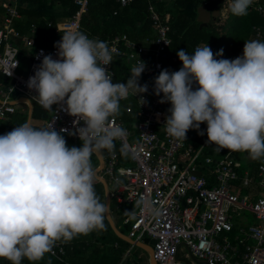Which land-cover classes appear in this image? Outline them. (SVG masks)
Listing matches in <instances>:
<instances>
[{
    "label": "clouds",
    "instance_id": "clouds-1",
    "mask_svg": "<svg viewBox=\"0 0 264 264\" xmlns=\"http://www.w3.org/2000/svg\"><path fill=\"white\" fill-rule=\"evenodd\" d=\"M254 0H230L232 15H248ZM55 47L58 59L44 55L27 82L48 110L66 104L69 115L84 123L74 135L82 146L68 147L65 129L35 128L25 122L0 135V259L37 264L57 242L105 229L111 205L97 194L95 154L115 151V141L126 129L115 124L121 100L147 93L139 83L146 69L139 61L131 67L126 83H113L105 66L113 62L106 41L68 31ZM208 44L193 53L181 49L178 71L163 69L154 80V94L170 103L165 117L166 134L185 141L190 129L203 136L217 151L245 152L254 160L264 159V41H245L243 54L223 59ZM39 58V57H37ZM194 85L198 87L194 88ZM123 154L127 155L125 151ZM119 182V181H117ZM135 208L161 215V209L141 196ZM135 219V209L125 212Z\"/></svg>",
    "mask_w": 264,
    "mask_h": 264
},
{
    "label": "built area",
    "instance_id": "built-area-1",
    "mask_svg": "<svg viewBox=\"0 0 264 264\" xmlns=\"http://www.w3.org/2000/svg\"><path fill=\"white\" fill-rule=\"evenodd\" d=\"M136 0H119L121 7ZM147 3V17L155 27V37L144 42L150 47L136 44L126 34L107 38L114 56H128L133 65L139 59L146 64L142 73L146 77H158L164 69L162 60L166 58L171 45L168 34L170 27L163 22L157 5L167 0H141ZM254 0L251 10L264 18V3ZM76 12L68 18L55 23L58 35L55 45L68 31L83 32L81 19L86 13L89 0H73ZM4 19L0 25V74L7 81L6 90L0 96V135L4 122L15 113L13 96L27 99L43 108L34 97L38 94L27 87V82L42 63L44 55L58 59V50L35 46L33 38L35 27L31 26L27 34L14 28V21L20 18L17 5L5 3ZM86 34V33H85ZM263 29L254 28L255 39H263ZM87 35V34H86ZM39 57V58H37ZM27 63L26 74H21L20 67ZM132 65V66H133ZM113 73V62L105 66ZM137 100L135 115L138 119L134 131L125 127L115 117V124L126 129V136L116 142L127 152V162H123L116 151H106L101 177L112 185L111 199L118 204H136L144 196L161 209V215L153 218L151 213L137 208L135 219L126 217L123 225L128 226V237L142 242L153 241V257L156 264H182L178 261L182 244L186 245V257L205 261L207 264H264V195L251 199L248 194H237L233 185L238 179L239 164L227 154L214 160L204 153V145L199 149L188 146L185 141H178L166 134L163 98L148 90ZM26 103V102H25ZM66 104L53 105L50 118L45 128H54L57 132L74 141H81L74 135L84 123L68 114ZM128 114L133 109H126ZM204 170V172H203ZM200 172V176L195 173ZM252 178L245 177L243 186L252 183ZM119 181V182H117ZM256 183L264 191V159L259 160ZM246 211L256 221L253 225L238 227L239 238L232 239L229 234L234 229V217L231 210ZM251 242L247 245L246 242ZM179 251L177 252V248ZM50 256L58 262L64 261L65 244L57 242Z\"/></svg>",
    "mask_w": 264,
    "mask_h": 264
},
{
    "label": "trees",
    "instance_id": "trees-1",
    "mask_svg": "<svg viewBox=\"0 0 264 264\" xmlns=\"http://www.w3.org/2000/svg\"><path fill=\"white\" fill-rule=\"evenodd\" d=\"M167 2L157 5V10L164 23H168L171 39V45L168 48L169 60L164 63V69L170 72L178 71L182 67L176 53L184 49L190 54L194 52L199 45H206L212 49L213 54L223 49V59H235L240 56L244 43L254 36V28L260 27L264 32V18L254 11L249 10L248 15L237 17L231 14L228 8V15L225 22L220 25L219 20L215 19L206 25L197 21V9L206 0H168ZM13 5L16 3L17 10L24 19L17 28L30 29L35 27L34 41L35 46L40 48L52 49L55 46V40L58 35L55 34V23L59 18L71 17L77 10L73 0H0V17L2 16L3 4ZM147 3L141 0L131 2L125 7H121L119 0H89V6L86 13L81 19L83 32L89 38L105 41L107 38L121 34H126L128 38L136 44L150 47L144 41L151 40L155 34V27L147 17ZM221 8V7H220ZM4 19V14L0 18V23ZM15 23V22H14ZM1 25V24H0ZM264 41V34L263 39ZM172 57L176 58L171 62ZM124 56H114L113 83H126L131 74L126 72V61ZM0 83L3 91L7 88L5 77L0 74ZM141 85L151 86V81L143 78L139 79ZM198 85H194V88ZM129 104V102L127 103ZM126 106V105H125ZM171 107L169 103L165 110ZM122 114V112L120 113ZM50 118L49 113L34 104L32 112V126L35 128H44L43 123ZM121 118L126 126L131 127L130 115L122 114ZM26 114L18 117H12L11 122L4 128L1 127L2 135L10 132L13 128L26 122ZM206 123L200 125V130L204 135H198L197 131L190 129L186 136L188 146L198 149L208 139L206 133ZM68 147H81L82 142L75 143L69 136L63 135ZM115 148L122 154L120 147L115 143ZM208 154L211 156H224L228 150L217 151L216 146H208ZM207 154V155H208ZM96 161V159L94 158ZM96 192L104 200L102 186L95 184ZM110 188V186H109ZM249 191V188H246ZM110 211L113 212L115 207L111 203ZM136 210L135 204L125 208L121 214L122 218L125 212ZM121 232L128 234V226L122 227ZM65 244V256L63 262H58L55 258L45 254L44 258L37 264H118L124 255V248L127 244L119 240L111 231L105 220V229L95 230L88 235H80ZM114 243L120 245L115 249ZM0 264H9L8 261L0 259ZM22 264H30L27 259L22 260Z\"/></svg>",
    "mask_w": 264,
    "mask_h": 264
},
{
    "label": "crops",
    "instance_id": "crops-1",
    "mask_svg": "<svg viewBox=\"0 0 264 264\" xmlns=\"http://www.w3.org/2000/svg\"><path fill=\"white\" fill-rule=\"evenodd\" d=\"M209 1H213V0H206L205 2H203V4H201L198 9H197V21L199 23H201L202 25H206L208 24L209 22L215 20V19H218L219 20V24L222 25L226 18H227V15H228V8L226 9V5L224 3V5L222 6V8L224 7V9L222 10V8H219L218 10H214V11H208L206 8H205V4ZM226 2H229V5H230V1H226ZM261 3H264V0H261L260 1ZM167 3L168 5L170 4V2L167 0ZM5 4V3H4ZM3 4V6H4ZM1 8V7H0ZM18 8V7H17ZM249 10H251V8H249ZM252 11V10H251ZM4 14V8H3V11H2V16ZM20 15V18L19 19H16L14 22V28L18 31H20L22 34H27L28 33V29H23L21 31V29L17 28V25H19L20 23L23 22V18L21 17V14L19 13ZM1 16V17H2ZM0 17V18H1ZM68 18V17H67ZM62 19H65V18H59L57 19V21L59 20H62ZM56 21V22H57ZM164 22V21H163ZM1 24V23H0ZM168 25V23H167ZM155 34H156V31H155ZM155 34L154 36L152 37V39L155 37ZM34 38V36H33ZM151 39V40H152ZM252 39H255V37L253 36ZM199 46H203V45H199ZM167 56L165 59L162 60V63L164 65V63L166 61L169 60V54H168V49H167V52H166ZM243 54V49L240 53V56H242ZM125 57V61H126V72L128 74H131V67L133 65L132 61L129 60L128 56H124ZM171 62H175L176 61V58L175 57H172L170 59ZM113 73H114V70H113ZM141 76L145 79H148L151 81V86L150 88H148V90H154V80H155V77H146L144 76L143 74H141ZM2 85L0 83V96H1V93L3 91L2 89ZM140 96H137V95H130L127 99L125 100H121L120 101V104H121V111L120 113L122 112V114H126V115H130L131 117V127H128L126 126V123L123 121V119L121 118V115L122 114H119L117 117L119 118L120 121H122V123H124V126L133 130L135 125L137 124L138 122V119L135 115V112H136V109H137V100ZM26 102V103H25ZM129 102V104H127ZM12 103L13 105L15 106V113L13 115L10 116V119L6 122L3 123L2 125V128H4L5 126H8L9 123L11 122V118L12 117H18L20 115H24L26 114V116L28 117V114H29V104L26 100H24V98L20 97V96H13L12 97ZM31 104V103H30ZM35 103L31 104L32 105V112H33V106H34ZM169 103H165V106H164V110H165V107L166 105H168ZM37 105V104H36ZM126 105V106H125ZM128 107H131L133 109V113L132 114H128L126 112V109ZM45 110V109H44ZM166 111V110H165ZM31 112V114H32ZM48 112V111H47ZM168 113V111H166ZM49 113V112H48ZM50 115V113H49ZM49 120V119H48ZM46 120V121H48ZM27 121V119H26ZM46 121L43 123V126L45 128V123ZM30 123H34V121H32V115H31V121ZM134 131V130H133ZM2 134V133H1ZM187 137V136H186ZM71 138V137H70ZM72 139V138H71ZM73 140V139H72ZM208 140V139H207ZM207 140L202 144V146L204 145V153L206 156H209L211 158H213L214 160L216 159H220V158H223L225 157L227 154L230 153V151L228 150V152L224 155V156H211L208 154V146L209 144L207 143ZM74 141V140H73ZM75 143H78V142H81V141H74ZM187 142H188V138H187ZM115 143L120 147L121 151H122V154L120 152H118L115 148V151L117 152V154L120 156L121 160L123 162H127L128 158H127V155L123 154L125 152L124 148L121 147L116 141ZM201 146V147H202ZM200 147V148H201ZM211 148H213V145H211ZM199 149V148H198ZM103 160L105 158V155H106V150L103 151L102 153H99ZM208 154V155H207ZM231 159H233L236 163L239 164V168L237 169V173H238V179L237 181L234 183L233 185V191L236 192L237 194H248L250 195V198L251 199H256L257 197H262L264 195V191L262 189H260L259 185L256 183V179H257V167H258V162L259 160H254L250 157V155L248 153H245V152H232L231 155H230ZM94 158L96 159V161L94 160ZM92 163L96 168H99L100 167V164L96 158L95 155H93V158H92ZM103 171V170H102ZM102 171L100 173H98V175L101 177V174H102ZM204 172V170H203ZM201 174V173H200ZM245 177H248V178H252V183L249 184L248 186H243L242 182L244 180ZM102 178V177H101ZM104 179V178H102ZM105 180V179H104ZM106 181V180H105ZM107 184H108V187L110 186L109 188V195H110V191H112V185L109 181H106ZM96 183L97 180H96ZM100 184V183H99ZM101 185V184H100ZM102 186V185H101ZM246 188H249L250 190L247 191ZM102 190H103V187H102ZM104 193V191H103ZM104 200H105V197H104ZM110 200H111V203L114 204V211L111 212L110 211V215H111V218L116 226V228L121 232V228L122 227H127L125 225H123V220L128 217V216H125L124 218H122V214L121 212L131 206V205H128V204H118L115 200L111 199L110 197ZM110 203V204H111ZM137 210V208H136ZM135 210V211H136ZM231 213L234 217L233 221H234V229L233 231L229 234L230 238L232 239H235L236 237L239 238V232H238V227L240 226H247V225H253L256 223V221L254 220L253 216L246 212V211H236L235 209H232L231 210ZM107 221V220H106ZM108 223V222H107ZM109 225V224H108ZM110 227V226H109ZM111 229V228H110ZM112 231V230H111ZM122 233V232H121ZM114 234V233H113ZM124 234V233H123ZM128 237V234H124ZM129 238V237H128ZM120 240V239H119ZM132 240V239H131ZM135 241V240H133ZM149 241L151 242L152 240L151 239H146L142 242H139V243H143L145 245H149ZM123 242V241H122ZM138 242V241H136ZM125 243V242H124ZM153 243V241H152ZM127 244V243H126ZM247 245H251V242L247 241L246 242ZM150 246V245H149ZM114 247L115 249H119L120 248V245L118 243H114ZM133 248V249H132ZM135 248L137 247H133L129 244H127V247L124 248L125 252H124V255L122 256L121 260L118 262V264H142V260L140 261L139 259H135L137 261H132L133 258L131 259L130 256L131 255V251L134 250ZM139 249V248H138ZM141 250V249H140ZM143 251V250H141ZM142 253H144L146 255V253L143 251ZM186 253H188L185 249V247H182L179 251V258L180 259H185V260H188L190 262V264H196L194 261L191 260L190 256L187 258L186 257ZM142 256V255H141ZM140 256V258H141ZM146 258H147V263L146 264H149L148 262V256L146 255Z\"/></svg>",
    "mask_w": 264,
    "mask_h": 264
},
{
    "label": "water",
    "instance_id": "water-1",
    "mask_svg": "<svg viewBox=\"0 0 264 264\" xmlns=\"http://www.w3.org/2000/svg\"><path fill=\"white\" fill-rule=\"evenodd\" d=\"M226 1H230V0H213V1H209L205 4V8L208 10V11H214V10H218L220 7H222L224 5V3ZM24 100L27 101V99L24 98ZM28 102V101H27ZM29 104V114H28V117H27V121L26 122H30L31 121V112H32V105L28 102ZM99 164H100V167L99 168H96V172H97V177H96V180L98 183H100L103 187V191H104V197H105V201L107 203H111V200H110V195H109V187H108V184L107 182L102 179L98 173H100L102 170H103V167H104V160L102 158V156L98 153V154H95ZM197 176H200V172H196L195 173ZM107 222L112 230V232L114 233V235L120 239L121 241L131 245V246H135L141 250H143L146 255L148 256V262L149 264H156L155 260H154V257H153V248L149 245H145L143 243H139V242H136V241H133L131 240L130 238H128L126 235H124L123 233H121L115 226L112 218H111V215L109 213L108 217H107ZM182 247H185L186 248V245L185 244H182L181 245ZM179 246L177 248V252L179 251V248L181 247ZM190 258L192 261H194L196 264H207L205 261H202V260H199V259H196L194 258L192 255H190ZM178 261L181 262L182 264H190V262L188 260H185V259H180L179 257H177Z\"/></svg>",
    "mask_w": 264,
    "mask_h": 264
},
{
    "label": "rangeland",
    "instance_id": "rangeland-1",
    "mask_svg": "<svg viewBox=\"0 0 264 264\" xmlns=\"http://www.w3.org/2000/svg\"><path fill=\"white\" fill-rule=\"evenodd\" d=\"M225 5H226V9L229 7V2H225ZM222 8V7H221ZM224 9V7L222 8V10ZM27 67H28V65H27V63H24V64H22L21 65V67H20V73L21 74H26V72H27ZM93 158V157H92ZM149 245L152 247V245H153V243H152V241L150 242L149 241ZM133 249V248H132ZM143 251H141L140 249H138V248H135L134 250H132L131 251V255L130 256H132V257H130L131 259L133 258V260L132 261H134L135 259H139L140 261L142 260V264H146L147 263V258H146V255L144 254V253H142ZM142 255V256H141ZM140 256H141V258H140ZM137 260H135V261H137Z\"/></svg>",
    "mask_w": 264,
    "mask_h": 264
}]
</instances>
